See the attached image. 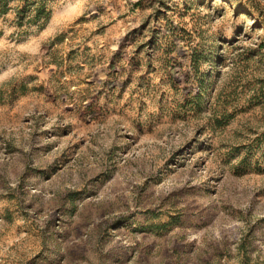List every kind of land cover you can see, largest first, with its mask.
Listing matches in <instances>:
<instances>
[{"label": "rangeland", "instance_id": "obj_1", "mask_svg": "<svg viewBox=\"0 0 264 264\" xmlns=\"http://www.w3.org/2000/svg\"><path fill=\"white\" fill-rule=\"evenodd\" d=\"M7 1L0 264H264V0Z\"/></svg>", "mask_w": 264, "mask_h": 264}, {"label": "trees", "instance_id": "obj_2", "mask_svg": "<svg viewBox=\"0 0 264 264\" xmlns=\"http://www.w3.org/2000/svg\"><path fill=\"white\" fill-rule=\"evenodd\" d=\"M10 7L11 6L7 0H0V17L7 13ZM17 11L19 20L25 19L27 15L35 11L34 18H32V20L34 19L35 21H39L42 17H44L43 23H45L51 15V10L47 7L46 0H25V5L18 6ZM262 87L264 89V85ZM194 98L195 99L191 105V108H201V92L197 93ZM232 117V113L226 109L220 113L215 111L212 118L214 120L213 124L217 126H223L224 124L228 123ZM260 144L261 141L259 140L258 145Z\"/></svg>", "mask_w": 264, "mask_h": 264}]
</instances>
